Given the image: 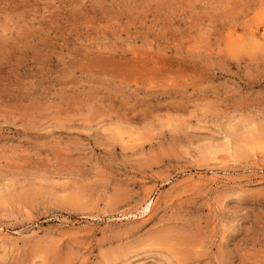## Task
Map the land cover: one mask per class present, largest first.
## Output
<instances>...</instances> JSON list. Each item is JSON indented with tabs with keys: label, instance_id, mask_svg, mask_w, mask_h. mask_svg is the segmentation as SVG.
<instances>
[{
	"label": "rangeland",
	"instance_id": "rangeland-1",
	"mask_svg": "<svg viewBox=\"0 0 264 264\" xmlns=\"http://www.w3.org/2000/svg\"><path fill=\"white\" fill-rule=\"evenodd\" d=\"M263 2L0 0V264H264Z\"/></svg>",
	"mask_w": 264,
	"mask_h": 264
},
{
	"label": "bare ground",
	"instance_id": "bare-ground-1",
	"mask_svg": "<svg viewBox=\"0 0 264 264\" xmlns=\"http://www.w3.org/2000/svg\"><path fill=\"white\" fill-rule=\"evenodd\" d=\"M264 3V2H263ZM258 4L259 1H258ZM262 5V4H261ZM260 6V5H259ZM260 11H264V10H260ZM259 12V11H258ZM260 13V12H259ZM262 14V15H261ZM264 13H260V15H257L256 18H258V22H256V24L254 25L255 27L251 29L252 31V38L254 39V42L258 43V44H264V16H263ZM261 16V17H260ZM263 16V17H262ZM250 34V33H249ZM251 36V35H250ZM251 38V37H250ZM238 39V38H237ZM250 41V40H249ZM233 42V41H232ZM254 43V46L255 44ZM251 44V43H249ZM256 44V45H258ZM259 47V46H258ZM264 47V46H263ZM260 48V47H259ZM126 58V57H125ZM143 59V58H142ZM148 59H152V58H148ZM156 64V63H154ZM134 66V64H133ZM148 66V65H147ZM155 66V65H154ZM142 67V66H141ZM152 206H153V202H149L146 204V206L143 208V212L144 213H148V212H151L152 210ZM188 252V251H186Z\"/></svg>",
	"mask_w": 264,
	"mask_h": 264
}]
</instances>
